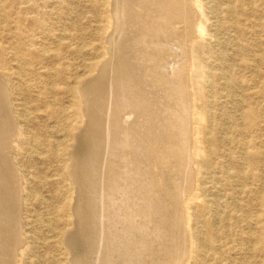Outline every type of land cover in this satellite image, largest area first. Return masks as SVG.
Here are the masks:
<instances>
[{
    "label": "rangeland",
    "instance_id": "obj_1",
    "mask_svg": "<svg viewBox=\"0 0 264 264\" xmlns=\"http://www.w3.org/2000/svg\"><path fill=\"white\" fill-rule=\"evenodd\" d=\"M197 1L200 4V10L195 7L193 8L192 5L188 8L185 7L184 9H189L191 13L187 10H183V14L180 12L178 16L181 14L183 16L181 15L182 17L175 18L172 22V27H169L167 32H170L176 25V27L184 26L188 32L187 34L190 33V38L194 39L191 41L190 45L194 47V51H199L201 55L203 54L202 59L205 61L207 67L210 68L209 71L212 72V80L207 84L208 118L206 117L204 120L203 113L202 111L200 112L204 101L201 87L205 83V77L200 63L196 60V52L193 51L192 56L194 60L192 59L186 64L187 69L185 67L184 74H188L186 75V80H190L191 82L192 91L195 94V102L193 103L194 105L190 104L188 111L187 109H183L182 112L184 113L180 116L184 122L179 118L180 116L178 117L176 115V111L174 110H179V107L186 108L188 105L186 103V105L182 104L183 106L172 104L171 99L163 98L162 96V99H164L163 101L167 99L165 102L162 101L164 105H158L159 100H157L155 103L157 106H155L157 108L166 106V109L169 107L167 113L173 106L171 108L172 110H169V112L174 111L170 113V116H168L169 113L164 114L171 118L173 117L172 115L178 118H166L168 120L165 121V117H163L164 114H162L160 117L162 120L160 119V121L157 119L158 116L156 118V115L154 116L155 118L153 116L151 117L148 124L143 123V120H141L142 122L138 124L140 125L137 128L138 130L136 129L135 132L130 133L126 140H121V142H116V144L112 143L115 151L113 149L112 152L109 153L104 151L106 145L109 144V140L107 139V127L102 128V126L106 125V122L102 121L105 117V111H98L97 117L100 119L96 118V123H100L99 127L102 129L97 126L98 124H95L96 127L91 126V128H89L91 134L93 133V129H95L90 140L78 139L79 135L73 130V124L76 119L74 115L80 110V99L79 96L75 97L69 90L76 86V76H83L84 79H93L96 75L97 78L101 75L97 73L98 65H101L106 60L105 56L107 57L109 47L107 41L108 38H110L109 35L111 36L112 34L113 28L112 24L106 22L108 18L111 19V21L113 20L112 0H0V73L2 72V68L7 71L6 80H8V87L6 85L4 86L6 91L8 90V92H6V94H8L6 103H8V107L11 110L9 113L10 116H12L11 119H14L12 120L13 122H7L9 125L5 127L7 128V130H5L7 133L10 132L14 135L20 132L17 134H20L19 136L14 137L13 135L15 142L12 137V141H10L7 147L3 148L0 146L4 149L2 150L0 148V159L3 160V158L8 157L3 160H6L5 162L7 163L1 162L0 160V173L3 174V177H7L5 180L2 174H0V183H2L3 180H5L6 184L10 185L12 183V186L6 185L8 192L5 194L7 195L9 193V195L6 196L4 194L8 202L9 215L11 216V218L8 216V220L3 225L4 231L7 233L4 237L12 239L11 234L18 233L15 238L17 240L18 238H20L19 240H23V244L21 243L22 245L19 246V249L13 252L16 254L15 258L17 259L14 260L19 263L12 260V264H133L132 262H134V264H147V262H149V264H162V262L164 264H174L176 260L178 262L179 258L175 259V257H178L175 253V249H170V251L174 253L172 257L174 259L171 258L172 254H170L168 258L169 255L164 253V249L170 248V246H168L170 243L163 242H169L164 239L167 234L165 236H163V234L167 233L169 230L172 232L170 231L168 234H172L174 231H177L174 232V235L178 236L180 234V221L178 223L177 219L181 220V218L176 217V214H181V210L178 208L184 209L185 224L188 234L185 236V240L178 239V241H181L178 243L181 245L182 249L186 251L185 254H187L184 255L178 263L175 262L176 264H264V0ZM108 2L109 4H107ZM184 11L186 12L185 15L189 18H185ZM189 15H192V17ZM180 19H182V21L179 22ZM186 19H189L193 26H190V24L187 25V23L184 22ZM199 23L205 29L204 34H199L195 28V25ZM133 33L134 30L132 29L126 31L125 41H127L128 37L132 36ZM192 33L194 34L193 37ZM155 34L157 35L158 32ZM174 37L173 35L172 38ZM126 45L123 49L126 48ZM10 48L13 54L3 53V51ZM126 50H128V48H126ZM204 52H206V55H204ZM14 55H16V57ZM90 66L91 68H89ZM219 67L224 68L225 72H227L226 79L228 80L226 81L228 83L223 80L219 81L213 75L217 72L214 71V69ZM105 73L107 75L103 74L101 76L102 79H104H101L104 87L101 86L99 88V91L103 94L104 91H107L106 83L108 80L106 78H108L107 76L109 75L107 72ZM103 76H105V78ZM178 90L180 91V89ZM178 90L175 95L176 97L178 96V98L175 97L176 100L181 99L183 95H180ZM103 94L101 96L106 97L105 94L107 93L105 92V94ZM173 100L174 99H172V101ZM168 102H170L171 105H169L170 103L167 104ZM99 105H101L100 109L105 107L106 98H103L101 103L99 102L96 104V109H99ZM176 119L180 121V123H177L178 125L175 123L179 122ZM158 122H160V124H158ZM164 122H168L169 124ZM149 123L151 124L149 125ZM15 124H17L18 127ZM153 124H155L154 126L156 129ZM12 125L16 127H12ZM82 125L81 128L86 129L87 126H84V124ZM159 125L161 126L159 127ZM188 125L190 127H188ZM170 126L173 131L175 130L174 128L181 129L184 135H181V132L176 129L177 131L175 132H177V136H168L170 134H168L166 130L167 127L170 128ZM143 127L146 130L142 131V129H144ZM12 128L15 129L14 132H12ZM188 128L189 130H187ZM96 130H98V132ZM158 130H161V134L158 133ZM155 131L158 133V136L157 134L155 135ZM103 133L106 134L104 135ZM98 134L100 135L98 136ZM188 135H190V138ZM104 137H106V139ZM184 138L186 140H184ZM152 140L156 141L153 142ZM103 142L106 143L105 146ZM131 142L132 145H135L132 146ZM151 142H153L154 146ZM184 142L185 144H183ZM155 143L158 145L156 144V146ZM159 143L161 144L159 145ZM148 144H151V146ZM165 144H169L167 145L168 147ZM188 144L191 147L188 146ZM170 145L173 146L171 147ZM146 146L151 148L148 149ZM127 147L130 149L128 150ZM170 147L172 149L175 147L176 150H172ZM6 148H8V151ZM123 148L124 151L122 152ZM159 148H161L160 152L158 150ZM167 148H170V151H167ZM184 148L187 151H185ZM204 149L209 150L207 155L204 153ZM4 151H7L6 154L8 153L9 156H12L9 157ZM180 151L182 152L181 154ZM158 152L160 156H165L163 158L164 162L161 161L162 157L157 155ZM164 152H169V156H173L175 160H173V157L166 158L168 153L165 154ZM125 153L128 155L126 156ZM161 153L164 154L162 155ZM176 153L179 154V156H175ZM105 154L109 156L105 157ZM155 155H157V158ZM191 155L193 157H191ZM202 156L205 157L203 158ZM116 157L120 158L118 159ZM105 158L108 159V161H106ZM130 158H133V161ZM76 159H79L78 163H76ZM137 159L141 161H137ZM183 159H191L189 161L187 160L190 164ZM101 160L106 164L104 162L102 163ZM177 160L180 162L178 163L179 167L175 162ZM171 161L174 163H171ZM129 162L130 165L128 164ZM152 162H154L153 165H151ZM2 163L3 165L5 163L6 166L3 167ZM117 163L121 164L117 165ZM138 163L142 165L140 166ZM143 163H145V165ZM162 163L166 164L163 165L165 168L161 165ZM169 163L174 164L173 167H171ZM75 164H79V166ZM182 164L187 166H183ZM175 165L179 169L178 173L176 171V173L179 174L177 176H175ZM75 166L77 168H75ZM105 166L107 167L105 168ZM155 166L159 169L157 170ZM148 168L154 170V172ZM162 168L164 172H166L165 174L161 172ZM177 168L175 169L178 170ZM104 169L107 170V172H105ZM183 169L185 171H183ZM14 170L15 173L20 174H18L19 177L21 176L20 195L22 196L19 195L21 207L18 208L19 216H15L16 208L14 207H16V199L13 198V195H10V192L12 194L18 187L13 177ZM73 170H75L76 173ZM148 170L150 172H148ZM173 171L174 173H172ZM73 172L74 176L71 175ZM102 172L106 174V176ZM152 173L154 177L156 175L157 179L152 178ZM169 173H172V176L169 177ZM157 174L160 175V178ZM161 174H164V178ZM173 175L178 179L173 177ZM100 176L105 180H101ZM166 176L167 178L169 177L167 181H165ZM123 177H125V180L122 179ZM138 179H141V181ZM175 179H177L178 182L177 180L174 182ZM145 180L149 185L145 183ZM135 181L137 183H135ZM153 181H155V183H153ZM171 181L174 183H170ZM166 182L167 184L169 183V185L165 184ZM158 183L163 186H160ZM180 183L185 184H182V186ZM13 184L15 186H13ZM171 184H177L176 189L174 188L175 186H173V189ZM164 185L169 187L166 186L167 189H165L166 187ZM152 187L157 191L154 192ZM158 187H160L161 190H159ZM170 187L172 188L171 191ZM149 189L152 191L150 192ZM163 189H165L164 192L162 191ZM168 190L170 193H168ZM173 191L175 193L171 194ZM180 191L183 192V194ZM164 193L166 198L163 195ZM176 193L177 196L181 193V196L180 194L178 196L179 199H176ZM169 195L173 196L170 200L173 201L174 206L177 208L172 207V202L170 200L168 201ZM152 196L158 199L156 200ZM182 196L183 198H181ZM161 197L164 199H161ZM141 198H146L144 200L148 202L142 201ZM181 199H183V201ZM175 202H181V204L179 203V205ZM133 203H135V206ZM148 203H150V205ZM124 204L126 206H124ZM160 204L162 206L161 208ZM169 204L172 205L170 206ZM166 205L167 207H172V210L175 209V211L177 210L179 212L176 211V213H174L175 211H172L170 208H168L169 210L167 211V208L164 209ZM147 206L149 207L147 208ZM156 207L159 208L156 210ZM144 208L149 209V212ZM151 211L153 212L151 213ZM161 211H164V213ZM165 211L169 214L168 216L165 214ZM155 212H157V214L153 215ZM171 213L176 216L172 215L169 217ZM148 214L149 216H147ZM151 214L152 217L150 216ZM157 215L158 219L155 217ZM137 216L138 218L140 217V219H138ZM159 217L161 218L159 219ZM172 217L173 219L171 220ZM174 217L176 218L174 219ZM152 218L156 219V221H152ZM162 219H164L165 222ZM169 219L171 220V224L175 220L177 223L173 222L170 227ZM159 220L160 222H158ZM16 221L19 222L20 226L18 225L16 227V224H18ZM156 222L157 225L155 224ZM145 223L148 225L145 226ZM158 223L162 224L163 229L158 228L161 226L160 224L159 226ZM163 224L165 227L167 226L168 231L163 227ZM151 226L154 227L148 228ZM11 227L13 228L12 232L11 229H7ZM118 228H120V230ZM124 229L125 231H123ZM149 229L153 230L151 231ZM158 229L161 231L159 232ZM116 230L118 232H116ZM18 231L22 233L19 234ZM154 231H157V234ZM8 235H10L11 238L8 237ZM180 235L184 236L183 234ZM102 238H104L105 241L102 240ZM119 238H122V240ZM143 239L144 242L148 239L147 242L149 243H144ZM149 239L154 240L150 241ZM155 240L159 241L158 244L162 247L164 244L167 246L164 245L165 248L161 250L162 247L160 246L161 248H159L158 246L157 248L158 244ZM124 242L127 243L125 244ZM99 244L101 245L100 247ZM88 245L90 246L88 247ZM125 245L127 246L125 247ZM135 246L141 249H136ZM147 246L149 249L146 248ZM129 247H131V249ZM153 247H156V250ZM114 248H116V250ZM129 249V252L124 251ZM133 249L135 250L133 251ZM113 251L115 252L114 254L112 253ZM149 251H151V253ZM157 251L159 253H157ZM117 252H120L121 255L118 254V256ZM138 252L139 254H137ZM142 253L145 255H142ZM15 254H11V256ZM164 254L166 257H164ZM139 255L142 257L140 258ZM146 255H148L147 259L145 258ZM158 255L161 256V259ZM122 257L125 258L122 259ZM127 257L128 260L126 259ZM150 257H154L155 260L161 262L158 263L154 261V258L152 260ZM141 260H143V262H141Z\"/></svg>",
    "mask_w": 264,
    "mask_h": 264
},
{
    "label": "bare ground",
    "instance_id": "obj_2",
    "mask_svg": "<svg viewBox=\"0 0 264 264\" xmlns=\"http://www.w3.org/2000/svg\"><path fill=\"white\" fill-rule=\"evenodd\" d=\"M190 2V3H189ZM107 4H109V2L107 3ZM191 5L193 6V8L195 7L196 9H198V10H200V4H199V2L197 1V0H112V9H113V14H112V16H113V20L111 21V19H107V23L108 24H112L113 25V28H112V34H111V36L109 35V37L110 38H108V41H107V44L109 45V47H108V53H107V57L105 56V61L101 64V65H98V71H97V73H100L101 75H99L100 77L99 78H97L96 76L93 78V79H90V78H86V79H84L83 78V76L81 77V76H76V78H75V87H72V88H70V93H72V94H74L75 95V97L76 96H79V99H80V110H79V112L78 113H76L74 116H75V120H74V124H73V130H75L76 131V133H78V139H85V140H87V139H91V135L94 133V130L95 129H93V133L91 134V132H90V129L89 128H91V126H95L96 127V125L95 124H98V123H96L97 122V120H96V118H98L97 117V114L99 113L98 111H100L101 112V110L103 111H105V113H104V115H105V117H104V120H102V121H105V122H103V123H105L106 125L105 126H102V125H100V126H102V128L103 127H107V139L109 140V144L108 145H106V148H104L103 150L104 151H107V152H112V150L114 149V146H113V144L112 143H115L116 144V142H121V140H126V138L128 137V135L130 134V133H132V132H135V130L138 128V126H140V125H138V124H140L142 121L141 120H143V123H146V124H148V122L151 120V117L153 116H155L156 115V118H157V116H158V118L157 119H159V121H160V117L162 116V114H164V113H166V114H168V116H170V113L172 112H169V110L173 107H171L169 110H168V113H167V109L169 108H167L166 109V106L165 107H163V108H160L159 106V108H157L156 106V101L157 100H159V103H158V105H164L163 103H162V101L164 100V99H162V96H163V98H167V99H171V103L173 104H175V105H184L185 103L188 105V106H186V108L185 107H183V108H181V107H179V110H174V111H176V115L179 117L181 114H183L184 112H182L183 111V109L185 110V109H187V111L189 110V107H190V104H193L194 102H195V94L193 93V91H192V86H191V82H190V80H186L187 79V76L186 75H188V74H184V69H185V67H186V64L190 61V60H194V57L192 56L193 55V51H194V47H192V45H190L191 44V41H193L194 39H191L190 38V36H189V34H187L188 32L186 31V28L184 27V26H182V27H173L172 29H171V31L170 32H167V29L169 28V27H172L171 25H173V20L176 18H178V17H182L183 15V10H187L188 12H189V9H184L185 7L186 8H188V7H191ZM191 11V10H190ZM180 12H182V16L180 15V16H178V14L180 13ZM189 13H191V12H189ZM188 13V14H189ZM186 14V12L184 11V15ZM187 14V15H188ZM189 16H191L192 17V15H189ZM195 16V15H194ZM187 16L185 15V18H186ZM190 17V18H191ZM187 18H189V17H187ZM196 18V17H195ZM180 21H182V19H180L179 20V22ZM175 22V21H174ZM177 22V21H176ZM184 22H186L187 23V25L188 24H190V26H193V25H191L192 23H191V21L189 20V19H186V21H184ZM183 22V23H184ZM199 22V21H198ZM193 23H194V21H193ZM196 23V22H195ZM174 24H178V23H174ZM181 25H183V24H181ZM180 25V26H181ZM38 26V25H37ZM41 27V26H40ZM195 28H196V30H197V32L199 33V34H204V32H205V29H204V27L199 23V24H197V25H195ZM129 29H132V30H134V33H133V35L132 36H129L128 37V40L127 41H125V34H126V31H128ZM164 29H165V31H164ZM193 29V28H192ZM191 30V29H190ZM193 31V30H192ZM156 32H158V34L156 35L155 33ZM197 33V34H198ZM155 34V35H154ZM197 34H196V36H197ZM173 35L175 36L174 38H172L173 37ZM193 33H192V37H193ZM194 38H195V36H194ZM128 46H127V45ZM126 45V48H128V50H126V48L125 49H123V47ZM107 49V48H106ZM194 52H196V60L200 63V66H201V68H202V70H203V75H204V77H205V83H204V85L201 87L202 88V95L204 96V101H203V106L201 107V110H200V112L202 111V113H203V116H204V120H205V118L207 117L208 118V108H209V106H208V103H207V99H208V95H207V88H208V83L210 82V80H212V72L211 71H209V67H207V65H206V63H205V61L202 59V56H203V54L201 55V53L199 52V51H194ZM3 53H6V54H13L12 53V49L10 48V49H8V50H5V51H3ZM108 55H109V57H108ZM204 55H206V52H204ZM15 57H16V55H14ZM109 60V61H108ZM159 63H160V65H159ZM97 66V65H96ZM216 67V66H215ZM89 68H91V66L89 67ZM214 68V67H213ZM186 69H187V67H186ZM2 70V72L0 73V101H1V103H0V136L2 137H0L1 138V141H0V146L1 147H3V148H5V147H7L9 144H10V141H12V137H13V133L11 134L10 132H6V130H7V128H5V127H7V125H9L7 122H11L12 120H14L13 118L11 119V117L12 116H10V109H9V107H8V103H6V99H7V95L8 94H6V92H8V90L6 91V89L4 88V86L6 85H8V80H6V74H7V71L4 69V68H2L1 69ZM186 71V70H185ZM214 71H217L216 73H214L213 75L220 81H226V80H228V79H226V73L227 72H225V69L224 68H222V67H219V68H216V69H214ZM105 72H107L109 75L107 76L108 78H106L107 80H108V82L106 83V81H105V83H106V85H107V91H104L103 89H101L102 91H104V94H105V92L107 93V94H105L106 95V97H102L101 95L103 94V93H101V91H99V88L101 87V86H103L102 84H103V82L101 81V79H102V75L103 74H106ZM107 75V74H106ZM104 78H105V76H103ZM97 78V79H96ZM189 78V77H188ZM102 80H104V79H102ZM231 81V80H230ZM227 82V81H226ZM7 83V84H6ZM228 83V82H227ZM74 85V84H73ZM105 85V84H104ZM8 87V86H7ZM104 87V86H103ZM102 87V88H103ZM233 87V86H232ZM178 89H180V91L178 90ZM231 89V88H230ZM179 91L180 92V95L181 94H183L182 95V97H181V99H177L176 100V98H178V96L176 97L175 95H176V91ZM183 92V93H182ZM103 94V95H104ZM178 95V94H177ZM9 97V96H8ZM101 97H102V99L103 98H106V106L105 107H103V108H101L100 109V106L101 105H99L98 107H99V109H96V104H98L99 102L101 103V101H102V99H101ZM176 97V98H175ZM179 98H180V96H179ZM10 99V98H9ZM8 99V100H9ZM101 99V100H100ZM167 99H165V101L167 100ZM172 99H174L173 101H172ZM176 100V101H175ZM182 100H183V102H182ZM10 101V100H9ZM165 101H163V102H165ZM169 101V100H168ZM175 101V102H174ZM104 103V102H103ZM170 102H168L167 104H169ZM171 103L169 104V105H171ZM9 104H11V103H9ZM166 104V103H165ZM185 104V105H186ZM103 105V104H102ZM156 105V106H155ZM182 105V106H183ZM194 105V104H193ZM177 107V106H176ZM12 108V107H11ZM181 108V109H180ZM194 108V107H193ZM172 110V109H171ZM173 111V112H174ZM191 111H192V109H191ZM190 111V112H191ZM193 111H194V109H193ZM172 112V113H173ZM182 112V113H181ZM12 113V112H11ZM187 113V112H186ZM189 113V112H188ZM166 114H164L163 115V117H165V121L166 120H168L169 118H171V117H168ZM175 114V113H174ZM192 114V113H191ZM166 115V116H165ZM172 115V114H171ZM188 115V114H187ZM173 117H174V115H172ZM202 116V115H201ZM172 117V118H173ZM178 117H174V119L175 118H178ZM182 117H183V115H182ZM103 118V117H102ZM101 118V119H102ZM155 118V117H154ZM166 118H168V119H166ZM171 118V119H172ZM179 118H181V116L179 117ZM188 118V117H187ZM16 119V118H15ZM98 119H100V118H98ZM153 119V118H152ZM170 119V120H171ZM174 119H173V121H174ZM182 119V118H181ZM180 119V120H181ZM17 120V119H16ZM162 120V119H161ZM169 120V121H170ZM177 121H179L178 119H176ZM175 120V121H176ZM183 120V119H182ZM189 120V119H188ZM101 121V122H102ZM153 121V120H152ZM158 121V120H157ZM156 121V122H157ZM186 121V120H185ZM13 122V121H12ZM100 122V121H99ZM182 122V121H181ZM183 122H184V120H183ZM187 122V121H186ZM193 122V121H192ZM237 122V121H236ZM17 123V122H16ZM142 123V124H143ZM154 123V122H153ZM164 123H166V122H164ZM168 123V122H167ZM166 123V124H167ZM174 123V122H173ZM173 123H172V125H173ZM176 123V125H178L177 123H180V121L179 122H175ZM174 123V124H175ZM188 123V122H187ZM82 124H84V126H87L86 127V129L85 128H81V126H83ZM100 124V123H99ZM99 124L97 125L98 127H99ZM141 124V125H142ZM151 123H149V125H150ZM158 124H160V122H158ZM169 124V123H168ZM190 124V123H189ZM11 125V124H10ZM16 126H17V124H15ZM15 125H12V127L13 126H15ZM155 124H153V126H154ZM183 125V124H182ZM15 126V127H16ZM144 126H146V125H144ZM152 126V127H153ZM157 126V125H156ZM161 125H159V127H160ZM162 126H163V123H162ZM166 126H168V125H166ZM166 126H165V129H166ZM180 126V125H179ZM178 126V127H179ZM186 126V125H185ZM8 127H10V126H8ZM18 127V126H17ZM151 127V128H152ZM169 127V126H168ZM167 127V130H166V132H168V134H170V135H168V136H177L176 135V133L177 132H175V131H177V130H179L180 132H181V135H184V134H182V130L181 129H177V128H174L175 130L173 131V129H171V126H170V128H168ZM182 127V126H181ZM188 127H190L189 125H188ZM94 128V127H93ZM99 128H101V127H99ZM101 128V129H102ZM144 128V127H143ZM150 128V129H151ZM154 128H155V126H154ZM173 128V127H172ZM6 129V130H5ZM10 129V128H9ZM13 129V130H12ZM11 130H12V132H14V128H12ZM98 129V128H97ZM148 129V128H147ZM156 129V128H155ZM158 129V128H157ZM163 129H164V126H163ZM177 129V130H176ZM183 129V128H182ZM17 130V129H16ZM138 130V129H137ZM144 130H146L145 128L144 129H142V131H144ZM152 130V129H151ZM185 130V129H184ZM187 130H189V128L187 129ZM187 130H186V132H187ZM192 130V129H191ZM10 131V130H9ZM18 131V130H17ZM97 132H98V130H96ZM103 131V130H102ZM154 131V130H153ZM153 131H152V133H153ZM157 131V130H156ZM156 131H155V135L157 134V136H158V133H160V131L158 132V133H156ZM162 131H164V130H162ZM101 132V131H100ZM179 132V133H180ZM183 132H185V131H183ZM18 133H20V132H18ZM17 133V134H18ZM140 133V132H139ZM14 135V137L15 136H19V135ZM104 135L106 134V133H103ZM142 134V133H141ZM143 134H145V135H147L146 133H143ZM150 134V133H149ZM161 134V133H160ZM185 134H187V133H185ZM4 135V136H3ZM100 134H98V136H99ZM132 135V134H131ZM136 135V134H135ZM152 135V134H151ZM154 135V136H155ZM137 136V135H136ZM163 136H164V134H163ZM186 136V135H185ZM190 135H188V137H189ZM13 137V138H14ZM133 137V136H132ZM140 137V136H139ZM138 137V138H139ZM144 137H146V136H144ZM148 137V136H147ZM149 137H150V135H149ZM180 137V136H179ZM102 138V137H101ZM105 139H106V137H104ZM117 138H119V139H117ZM152 138V137H151ZM156 138V137H155ZM164 138V137H163ZM170 138V137H169ZM171 138H173V137H171ZM186 138V137H185ZM184 138V140H186ZM190 138V137H189ZM99 139V138H98ZM148 139V138H147ZM174 139V138H173ZM173 139H172V141H173ZM177 139V138H176ZM15 140V138L13 139V141ZM89 140H88V143H89ZM95 140H97V139H95ZM107 140V141H108ZM133 140V139H132ZM131 140V141H132ZM143 140H145V139H143ZM164 140H166V139H164ZM163 140V141H164ZM139 141V140H138ZM153 142H155L154 140H152ZM171 141V140H170ZM180 141V140H179ZM178 141V142H179ZM188 141V140H187ZM187 141H186V144H187ZM191 141V140H190ZM189 141V142H190ZM205 141V140H204ZM15 142V141H14ZM79 142V141H78ZM104 142H105V140H104ZM103 142V145L105 146V144L106 143H104ZM153 142H151L152 143V145H153ZM161 142H162V140H161ZM165 142H167V141H165ZM164 142V143H165ZM169 142V141H168ZM176 142H177V140H176ZM176 142H175V144H176ZM84 143V142H83ZM86 143V142H85ZM87 143V144H88ZM135 143V142H134ZM138 143V142H137ZM141 143H142V141H141ZM144 143H146V142H144ZM172 143V142H171ZM174 143V142H173ZM182 143V142H181ZM125 144H127V143H125ZM125 144H124V148H125ZM130 144V143H129ZM147 144V143H146ZM157 143H155V145H156ZM161 143H159V145H160ZM170 144V143H169ZM169 144H165L166 146L167 145H169ZM178 144V143H177ZM183 144H185V142L183 143ZM36 145V144H35ZM79 145V144H78ZM121 145V144H120ZM131 145H132V142H131ZM131 145H130V147H131ZM135 145V144H134ZM134 145H132V146H134ZM137 145H140V144H137ZM142 145H143V143H142ZM149 145V144H148ZM158 145V144H157ZM156 145V146H157ZM179 145V144H178ZM177 145V146H178ZM181 145V144H180ZM192 145V144H191ZM39 146V145H38ZM82 146V145H81ZM80 146V147H81ZM84 146H85V144H84ZM84 146H82L83 148H85ZM88 146V145H87ZM119 146V145H118ZM127 146V145H126ZM149 146H151V144L149 145ZM154 146V145H153ZM152 146V147H153ZM155 146V147H156ZM165 146V147H166ZM171 146V145H170ZM173 146V145H172ZM171 146V147H172ZM182 146V145H181ZM188 146H190L189 144H188ZM0 147V148H1ZM10 147V146H9ZM15 147V146H14ZM122 147V146H121ZM138 147V146H137ZM140 147V146H139ZM143 147V146H142ZM147 148H148V146H146ZM168 147V146H167ZM170 147V148H171ZM183 147H184V145H183ZM187 147V146H186ZM191 147V146H190ZM11 148H13V147H11ZM78 148V147H77ZM124 148H123V150H122V152L124 151ZM149 148H151V147H149ZM148 148V149H149ZM163 148V147H162ZM170 148L168 149L167 148V151L169 150L170 151ZM2 149V148H1ZM8 148H6V150H7ZM10 149V148H9ZM127 149H128V147H127ZM130 149V148H129ZM128 149V150H129ZM135 149V148H134ZM142 149V148H141ZM160 149L161 148H159L158 150H159V152H160ZM172 149V148H171ZM173 149H175L176 150V148L174 147ZM172 149V150H173ZM179 149V148H178ZM189 149V148H188ZM2 150H4V149H2ZM13 150V149H12ZM37 150H38V148H37ZM98 150V149H97ZM102 150V151H103ZM133 150V149H132ZM153 150V149H152ZM154 150H157V149H154ZM163 150V149H162ZM174 150V151H175ZM180 150V149H179ZM179 150H177V151H179ZM182 150V149H181ZM184 150H185V148H184ZM8 151V150H7ZM7 151H4L5 152V154H6V152ZM75 151H77V150H75ZM114 151H115V149H114ZM134 151V150H133ZM137 151V150H136ZM151 151V150H150ZM164 151V150H163ZM162 151V152H163ZM185 151H187V150H185ZM184 151V152H185ZM189 151V150H188ZM208 151L209 150H206V149H204V153L207 155V153H208ZM1 152V151H0ZM3 152V153H4ZM36 152H38V151H36ZM142 152V151H141ZM149 152V151H148ZM154 152V151H153ZM158 152V156H160L159 153ZM182 152H183V150H182ZM181 151H180V154L182 153ZM192 152V151H191ZM87 153V152H86ZM106 153V152H105ZM120 153V152H119ZM129 153H131V152H129ZM152 153V152H151ZM150 153V154H151ZM165 153V152H164ZM163 153V154H164ZM166 153H168V155H167V157L166 158H171V157H173V156H169V152H166ZM165 153V154H166ZM172 153H175V152H172ZM8 154V153H7ZM6 154V155H7ZM11 154V153H10ZM121 154V153H120ZM126 154V153H125ZM132 154H133V152H132ZM131 154V155H132ZM154 154V153H153ZM162 154V153H161ZM162 154V155H163ZM171 154V153H170ZM186 154V153H185ZM192 154V153H191ZM2 155V154H1ZM4 155V154H3ZM5 155V156H6ZM99 155H100V153H99ZM111 155V154H110ZM119 155V154H118ZM128 154H126V156H127ZM137 155V154H136ZM157 155H155V157L157 158ZM176 155H178L179 156V154H175V156ZM184 155V154H183ZM188 155H189V152H188ZM4 156V157H5ZM8 156H9V154H8ZM12 156V155H11ZM11 156H9V157H11ZM101 156V155H100ZM104 156V155H103ZM102 156V157H103ZM106 156H109V155H106L105 154V157ZM130 156V155H129ZM139 156V155H138ZM144 156V155H143ZM151 156V155H150ZM150 156H148V157H150ZM152 156H154V155H152ZM190 156V155H189ZM101 157V158H102ZM113 157V156H112ZM160 157H162V160L161 161H163V158L165 157H163V156H160ZM182 157V156H181ZM187 157V156H186ZM191 157H193L192 155H191ZM203 158L205 157V156H202ZM2 158H3V156H2ZM8 158V157H7ZM7 158H3V160L4 159H7ZM109 158V157H108ZM116 158H120V157H116ZM115 158V159H116ZM134 158V157H133ZM133 158H130V159H132V161H133ZM138 158V157H137ZM140 158V157H139ZM143 158V157H142ZM146 158V157H145ZM144 158V159H145ZM151 158V157H150ZM174 158V157H173ZM180 158V157H179ZM11 160H13L12 158H10ZM103 159H104V157H103ZM106 159V158H105ZM123 159V158H122ZM125 159V158H124ZM129 159V160H130ZM148 159V158H147ZM177 159V158H176ZM1 160V162H5V161H3L2 159H0ZM138 160H140V159H137V161ZM154 160V159H153ZM156 160H158V159H156ZM173 160H175V158L173 159ZM180 160V159H179ZM184 160V159H183ZM188 160V159H187ZM187 160H184V161H187ZM189 160H191V159H189ZM188 160V161H189ZM192 160H193V158H192ZM8 161V160H7ZM75 161V160H74ZM76 163H78V161H79V159H76ZM102 161V160H101ZM100 161V162H101ZM106 161H108V159H106ZM128 161V160H127ZM141 161V160H140ZM150 161H151V159H150ZM167 161H168V159H167ZM167 161H166V163H167ZM170 161V160H169ZM187 161V162H188ZM0 162V163H1ZM10 162V161H9ZM104 161H102V163H103ZM114 162V161H113ZM112 162V163H113ZM120 162V161H119ZM131 162V161H130ZM130 162L128 163L129 165H130ZM164 162V161H163ZM173 161H171V163H172ZM176 162V164H177V166H178V163H180V162H178V160L177 161H175ZM192 162V161H191ZM194 162V161H193ZM5 163H7V162H5ZM5 163H4V165H3V163H2V165H3V167L4 166H6L5 165ZM79 163H81V162H79ZM97 163V162H96ZM105 163V162H104ZM109 163H111V162H109ZM108 163V164H109ZM127 163V162H126ZM133 163V162H132ZM145 163H146V161H145ZM145 163H143L144 165H145ZM153 163L154 162H152V164L151 165H153ZM158 163H159V161H158ZM174 163V162H173ZM189 163V162H188ZM10 164V163H9ZM15 164V163H14ZM106 164V163H105ZM119 163H117V165H118ZM121 164V163H120ZM119 164V165H120ZM128 164H127V166H128ZM139 165H140V163H138ZM170 164V163H169ZM190 164V163H189ZM76 166L78 165L79 166V164H75ZM101 165V164H100ZM104 165V164H103ZM115 165H116V163H115ZM142 165V164H141ZM140 165V166H141ZM147 165V164H146ZM149 165V164H148ZM154 165H156V164H154ZM157 165H160V164H157ZM162 166L163 165H166V164H161ZM173 165L174 164H170V166L171 167H173ZM183 165V164H182ZM10 166V165H9ZM13 166V165H12ZM75 166V168H77ZM121 166H123V165H121ZM134 166V165H133ZM161 166V167H162ZM183 166H187V165H183ZM107 166H105V168H106ZM130 167V166H129ZM147 167V166H146ZM152 167V166H151ZM156 167V169H157V166H155ZM158 167H160V166H158ZM164 168H165V166H163ZM170 167V168H171ZM179 167V166H178ZM6 168V167H5ZM13 168H14V166H13ZM109 168V167H108ZM118 168V167H117ZM126 168V167H125ZM135 168V167H134ZM175 168H177L176 167V165H175ZM174 168V170H175V173H176V171H177V173L179 172V169L178 170H176ZM184 168V167H183ZM122 169H123V167H122ZM139 169H141V168H139ZM148 169H150V168H148ZM159 169V168H158ZM157 169V170H158ZM168 169V168H167ZM172 169V168H171ZM185 169V168H184ZM183 169V171H185ZM12 170V169H11ZM10 170V171H11ZM17 170V169H16ZM83 170V169H82ZM102 170H103V167H102ZM105 170V169H104ZM109 170V169H108ZM119 170V169H118ZM146 170V169H145ZM151 170V169H150ZM160 170H161V168H160ZM166 170V169H165ZM188 170V169H187ZM3 171V170H2ZM75 173H76V171L75 170H73ZM117 171V170H116ZM131 171V170H130ZM129 171V172H130ZM134 171V170H133ZM139 171V170H138ZM151 171H153L154 172V170H151ZM168 171V170H167ZM172 171V170H171ZM4 172H5V170H4ZM12 172H13V170H12ZM20 172V171H19ZM74 172L73 173H71V175H73L74 176ZM94 172V171H93ZM105 172H107V170H105ZM109 172V171H108ZM148 172H150L149 170H148ZM161 172H164V170H163V168H162V171ZM160 172V173H161ZM181 172V171H180ZM6 173V172H5ZM103 173V172H102ZM116 173V172H115ZM126 173V172H125ZM134 173V172H133ZM147 173V172H146ZM157 173V172H156ZM166 172H164V174H165ZM168 173V172H167ZM172 173H174V171L172 172ZM172 173H169V177L170 176H172ZM175 174V176H177V175H179V174ZM182 173V172H181ZM0 174H2V173H0ZM9 174V173H8ZM19 174V173H18ZM18 174L17 173H15V170H14V179H15V181H16V184L18 185V187L15 189L14 187V191L12 192V194H11V192H10V195L12 196H14L13 198L14 199H16L15 201V204H16V207H14V208H16V215L15 216H19V210H18V208L20 207V203H19V195H20V192H21V188H20V182H21V180H20V177L18 176ZM104 174V173H103ZM113 174V173H112ZM118 174V173H117ZM129 174H131V173H129ZM135 174V173H134ZM159 174V173H158ZM157 174V176H159V178H160V175H158ZM164 174L162 175L161 174V176H163V178H164ZM171 174V175H170ZM183 174V173H182ZM186 174V173H185ZM189 174V173H188ZM188 174H187V176H188ZM191 174V173H190ZM10 175V174H9ZM11 175H13V174H11ZM20 175V174H19ZM105 176H106V174H104ZM143 175H145V174H143ZM147 175V174H146ZM148 175H149V173H148ZM147 175V176H148ZM184 175V174H183ZM6 176V175H5ZM76 176V175H75ZM103 176V175H102ZM109 176V175H108ZM123 176V175H122ZM140 176V175H139ZM139 176H138V178H139ZM152 176H153V173H152ZM151 176V177H152ZM168 176V175H167ZM167 176H166V180L165 181H167V179L169 178H167ZM174 175H173V177H175ZM182 176V175H181ZM181 176H178L179 178L181 177ZM2 177H3V174H2ZM11 177V176H10ZM12 177V178H13ZM101 177V176H100ZM104 177V176H103ZM130 177V176H129ZM134 177H135V175H134ZM172 177V178H173ZM190 177V176H189ZM3 178H5V177H3ZM104 178H106V177H104ZM117 178H118V176H117ZM116 178V179H117ZM148 178V177H147ZM152 178H155V179H157V177H156V175H155V177L153 176ZM175 178H177V177H175ZM182 178V177H181ZM185 178V177H184ZM1 179V178H0ZM7 179V177L5 178V180ZM103 178L101 177V180H102ZM122 179H124L125 180V177H123ZM134 179V178H133ZM154 179V180H155ZM171 179V178H170ZM174 179V178H173ZM178 179V178H177ZM177 179H175V181L174 182H176V180ZM5 180H1L2 181V183H0V264H12V260L13 261H16L17 259L15 258V256H16V254L15 253H13L14 251H16L17 249H19V246L20 245H22L23 244V240H19L20 238H18V240L15 238L16 237V235L18 234V233H15V234H11L12 235V239H9V238H6V237H4V236H6L5 234H7V233H5L6 231H4L5 229H4V224H5V222L8 220V216H10L9 214H10V211L8 210V202L6 201V197H5V193H7L8 191V189H6V185H9V184H6L5 183ZM105 179H103V181H104ZM123 180V181H124ZM130 180V179H129ZM135 180V179H134ZM133 180V181H134ZM138 180H140L141 181V179H138ZM149 180H151V179H149ZM182 180V179H181ZM185 180H186V178H185ZM190 180V179H189ZM188 180V181H189ZM97 181H98V179H97ZM109 181V180H108ZM114 181V180H113ZM128 181V180H127ZM126 181V182H127ZM157 181V180H156ZM180 181V180H179ZM7 182H8V180H7ZM111 182V181H110ZM130 183H131V181H129ZM144 182V181H143ZM169 182V181H168ZM174 182H170V183H174ZM177 182H178V180H177ZM185 182H187V181H185ZM10 183H11V181H10ZM135 183H137L136 181H135ZM145 183H147L146 182V180H145ZM153 183H155V181H153ZM12 184V183H11ZM10 184V185H11ZM101 184V183H100ZM99 184V185H100ZM114 184H115V182H114ZM131 184H133V183H131ZM148 184V183H147ZM157 184V183H156ZM160 186L162 185V184H160V183H158ZM165 184H167V182L165 183ZM181 185L183 184V183H180ZM180 184H178V185H180ZM185 184V183H184ZM183 184V185H184ZM9 185V186H10ZM23 185V184H22ZM117 185V184H116ZM115 185V186H116ZM126 185V184H125ZM149 185V184H148ZM151 185V184H150ZM154 185V184H153ZM167 185H169V183L167 184ZM166 185V186H167ZM182 185V186H183ZM188 185H189V182H188ZM12 186V185H11ZM13 186H15L14 184H13ZM102 186H103V184H102ZM114 186V185H113ZM127 186V185H126ZM125 186V187H126ZM145 186V185H144ZM163 186V185H162ZM165 186V185H164ZM165 186V187H166ZM173 186H175L174 188L176 189V186H177V184H171V187L173 188ZM100 187V186H99ZM117 187V186H116ZM118 187L120 188V186L118 185ZM122 187V186H121ZM129 187V186H128ZM134 187V186H133ZM142 187V186H141ZM153 187H155V186H153ZM152 187V189L154 190V188ZM167 187H169V186H167ZM167 187L165 188V189H167ZM170 187V191H171V188ZM185 187V186H184ZM184 187H183V189H184ZM186 187H188V186H186ZM190 187V186H189ZM12 188V187H11ZM101 188V187H100ZM99 188V189H100ZM137 188H140V187H137ZM147 188V187H146ZM156 188V187H155ZM159 188V190H161L160 189V187H158ZM162 188V187H161ZM173 188V189H174ZM179 188H180V186H179ZM98 189V190H99ZM102 189V188H101ZM106 189H107V187H106ZM133 189V188H132ZM143 189V188H142ZM157 189V188H156ZM165 189H163L162 191L164 192V190ZM178 189V188H177ZM186 189V188H185ZM189 189V188H188ZM11 190V189H10ZM123 190V189H122ZM138 190V189H137ZM158 190V191H159ZM180 190V189H179ZM179 190H178V192H179ZM182 190V189H181ZM12 191V190H11ZM102 191V190H101ZM100 191V192H101ZM132 191V190H131ZM148 191V190H147ZM149 191L151 192L152 190H150L149 189ZM157 191V190H156ZM155 190H154V192H156ZM174 191H176V190H174ZM172 192L171 194H174L175 192ZM95 192V191H94ZM104 192V191H103ZM117 192V191H116ZM122 192V191H121ZM153 192V193H154ZM161 192V191H160ZM177 192V193H178ZM181 192V191H180ZM183 192H184V190H183ZM183 192H181L182 194H183ZM143 193V192H142ZM148 193V192H147ZM147 193H146V195H147ZM152 193V194H153ZM168 193H170L169 192V190H168ZM177 193H176V199H179L178 198V196H179V194H180V196H181V193H179L178 194V196H177ZM5 194V195H4ZM92 194V193H91ZM96 194V193H95ZM99 194V193H98ZM114 194H116V193H114ZM139 194V193H138ZM138 194H137V196H138ZM159 194V193H158ZM161 194V193H160ZM7 195H9V193L7 194ZM6 195V196H7ZM93 195V194H92ZM101 195H104V194H101ZM100 195V196H101ZM129 195V194H128ZM134 195V194H133ZM139 195H142V194H139ZM156 195V194H155ZM164 196H165V193L163 194ZM20 196H22V195H20ZM99 196V197H100ZM157 196V195H156ZM164 196H162V197H164ZM170 196V195H169ZM103 197V196H102ZM109 197V196H108ZM113 197V196H112ZM112 197H110V198H112ZM123 197V196H122ZM133 197H135V196H133ZM145 197V196H144ZM153 197V196H152ZM155 197V196H154ZM153 197V198H154ZM158 197V196H157ZM161 197V199H164V198H162ZM171 197H173L172 195L170 196V197H168V201L170 200V198ZM101 198V197H100ZM105 198V197H104ZM137 198V197H136ZM165 198H166V196H165ZM175 198V197H174ZM181 198H183V196L181 197ZM137 199H140L139 197L137 198ZM144 199H146V198H144ZM144 199H142L141 198V200L143 201ZM147 199H148V197H147ZM154 199H156V198H154ZM158 199V198H157ZM156 199V200H157ZM9 200H10V198H9ZM134 200V199H133ZM149 200V199H148ZM151 200V199H150ZM182 201H183V199H181ZM180 200V201H181ZM22 201V200H21ZM98 201V200H97ZM100 201V200H99ZM103 201V200H102ZM102 201H101V204H102ZM111 201V200H110ZM117 201V200H116ZM125 201V200H124ZM138 201V200H137ZM145 201V200H144ZM161 201V200H160ZM160 201H158V202H160ZM166 201H167V199H166ZM165 201V202H166ZM171 201V200H170ZM175 201V200H174ZM177 201V200H176ZM12 202V201H11ZM10 202V203H11ZM79 202V201H78ZM114 202V201H113ZM146 203L148 202V201H145ZM144 202V203H145ZM162 203H164L163 201H161ZM172 202V204H173V201H171ZM22 203V202H21ZM124 203V202H123ZM131 203H132V201H131ZM175 203H177V202H175ZM181 204V202H178L177 204ZM91 204V203H90ZM104 204V203H103ZM106 204V203H105ZM109 204V203H108ZM134 204V206H135V203H133ZM132 204V205H133ZM143 204V203H142ZM149 205H150V203H148ZM159 204V203H158ZM157 204V205H158ZM166 204H167V202H166ZM172 204H169L170 206L172 205ZM176 204V205H177ZM179 204V205H180ZM97 205V204H96ZM152 205V204H151ZM154 205H156V204H154ZM164 205V204H163ZM168 205V206H169ZM118 206V205H117ZM123 206V205H122ZM124 206H126L125 204H124ZM137 206V205H136ZM143 206V205H142ZM145 206V205H144ZM159 206V205H158ZM178 206V205H177ZM99 207V206H98ZM103 207V206H102ZM119 207V206H118ZM146 207V206H145ZM149 206H147V208H148ZM151 207V206H150ZM152 207H154V206H152ZM162 206H161V204H160V208H161ZM172 207H176V206H174V204L172 205ZM172 207H167V205H166V207H164V209H166L167 211L169 210L168 208H172ZM21 208V207H20ZM75 208V207H74ZM95 208V207H94ZM135 208V207H134ZM140 208V207H139ZM143 208V207H142ZM141 208V209H142ZM147 208H144L145 210L147 209ZM159 208V207H158ZM157 207H156V210L158 209ZM177 208V207H176ZM93 209V208H92ZM99 209H100V207H99ZM102 209V208H101ZM130 209V208H129ZM136 209V208H135ZM151 209H153V208H151ZM155 209V208H154ZM163 209V210H164ZM178 209H180L181 210V214H176V215H173L172 213L170 214V216L169 217H171L172 215L173 216H176V217H178V218H181V220L180 219H177L178 220V223H179V221H180V228L179 229H181V231H180V234H183L184 236H182V235H174V232H177V231H174L172 234H168V232H170L171 230H167V226L165 227L164 226V224H163V227H165L166 228V230L168 231L167 233H165V234H163V236H165L166 234V236H165V238L164 239H166V240H168L169 242H166V241H163L164 243H170V244H168V246H170V248L168 247V248H166V249H164L165 248V246H167V245H165L164 243H162V244H164L163 245V247L160 245V244H158V242L159 241H156L157 242V248H158V246H159V248H161V250H165L164 251V253L166 254V255H169L168 256V258L170 257V254H172V256H171V258L173 257V252L172 251H170V249H175V253L177 254V256L178 257H175V259L176 258H179V260H181V258L184 256V255H186L185 254V252L186 251H184L183 249H182V247H181V245L179 244L181 241H178V239H182V240H185V236L188 234V231H187V227H186V224H185V214H184V209L182 208H178ZM106 210V209H105ZM134 210V209H133ZM133 210H132V212H133ZM148 210V212H149V209H147ZM156 210H154V211H156ZM159 210H162V209H159ZM172 210V209H171ZM174 211H175V209H173ZM172 210V211H173ZM9 211V212H8ZM101 211V210H100ZM123 211V210H122ZM141 211V210H140ZM143 211V210H142ZM177 211V210H176ZM176 211L174 212V213H176ZM182 211H183V213H182ZM89 212V211H88ZM102 212V211H101ZM105 212V211H104ZM112 212V211H111ZM124 212V211H123ZM122 212V213H123ZM128 212H130V211H128ZM137 212V211H136ZM139 212V211H138ZM145 212V211H144ZM143 212V213H144ZM153 211H151V213H152ZM162 213H164V211H161ZM160 212V213H161ZM166 212V211H165ZM177 212H179V211H177ZM15 213V212H14ZM99 213V212H98ZM139 213H141V212H139ZM147 213V212H146ZM159 213V212H158ZM170 213V212H169ZM120 214V213H119ZM125 214V213H124ZM132 214V213H131ZM145 214V213H144ZM150 214V213H149ZM149 214L147 215V216H149ZM154 214H157V212H155V213H153V215ZM165 214H167V212L165 213ZM101 215V214H100ZM103 215V214H102ZM126 215V214H125ZM141 215H143V214H141ZM159 215V214H158ZM158 215L157 216H155V217H157V219H158ZM161 215V214H160ZM164 215V214H163ZM169 214H167V216H168ZM121 216H123V215H121ZM128 216V215H127ZM130 216V215H129ZM144 216V215H143ZM151 217H152V214L150 215ZM166 216V218H167V220H168V217ZM5 217H7V218H5ZM104 217V216H103ZM111 217V216H110ZM125 217V216H124ZM123 217V218H124ZM132 217V216H131ZM136 217V216H135ZM145 217H146V215H145ZM176 217H174V219L176 218ZM10 218H11V216H10ZM13 218V217H12ZM100 218H102V217H100ZM137 218H138V216H137ZM150 218V217H149ZM161 217H159V219H160ZM116 219V218H115ZM119 219V218H118ZM127 219V218H126ZM138 219H140V217L138 218ZM164 219H165V216H164ZM164 219H162V220H164ZM173 219V217L171 218V220ZM102 220V219H101ZM109 220V219H108ZM112 220V219H111ZM135 220V219H134ZM142 220H143V217H142ZM156 221V219H153L152 218V221ZM167 220H166V222H167ZM171 220L169 219V221H170V227H171V225L173 224V222H176V220L175 221H173L172 222V224H171ZM10 221V220H9ZM81 221V220H80ZM122 221H124V220H122ZM148 221V220H147ZM146 221V222H147ZM151 221V220H150ZM16 222H18V221H16ZM93 222V221H92ZM129 222V221H128ZM138 222V221H137ZM158 222H160V220L158 221ZM163 222V221H162ZM164 222H165V220H164ZM163 222V223H164ZM8 223V222H7ZM7 223H6V225H7ZM101 223V222H100ZM105 223V222H104ZM127 223V222H126ZM134 223V222H133ZM143 223H144V221H143ZM150 223V222H149ZM177 223V222H176ZM10 224V223H9ZM14 224H16V223H14ZM81 224V223H80ZM97 224V223H96ZM109 224V223H108ZM130 224V223H129ZM151 224V223H150ZM154 224V223H153ZM156 225H157V222L155 223ZM161 226H160V225ZM166 224V223H165ZM175 224V223H174ZM178 224V225H179ZM19 225V222H18V224H16V227ZM101 226H103L102 224H100ZM140 225V224H139ZM141 225H142V223H141ZM146 225H148L147 223H145V226ZM158 225L160 226V227H158V228H162V224L161 223H158ZM168 225V224H167ZM8 226V225H7ZM10 226V225H9ZM20 226V225H19ZM101 226H99V227H101ZM106 226V225H105ZM111 226V225H110ZM122 226V225H121ZM175 226V225H174ZM80 227H82V226H80ZM85 227V226H84ZM125 227H127V226H125ZM154 227V226H153ZM152 226L151 227H148V228H153ZM156 227V226H155ZM177 227H179V226H177ZM177 227H175V228H177ZM13 228H14V226H13ZM12 227L11 228H7V229H11V232H12V229H13ZM19 228V227H18ZM128 228V227H127ZM142 228V227H141ZM111 229V228H110ZM119 230H120V228H118ZM129 229V228H128ZM132 229H133V226H132ZM135 229V228H134ZM138 229V228H137ZM163 229V228H162ZM168 229H169V227H168ZM17 230V229H16ZM20 230V229H19ZM101 230V229H100ZM104 230H105V228H104ZM141 230V229H140ZM149 230H151V229H149ZM153 230V229H152ZM151 230V231H152ZM155 230V229H154ZM156 230H157V228H156ZM173 230V229H172ZM175 230V229H174ZM178 230V229H177ZM92 231V230H91ZM102 231H103V229H102ZM102 231H101V234H102ZM113 231H115V230H113ZM123 231H125V229L123 230ZM134 231V230H133ZM138 231V230H137ZM142 231V230H141ZM158 231H159V229H158ZM161 231V230H160ZM159 231V232H160ZM165 231V230H164ZM163 231V232H164ZM19 232V231H18ZM116 232H118L117 230H116ZM155 233L157 232V231H154ZM172 232V231H171ZM179 232V231H178ZM252 232V231H251ZM10 233V232H9ZM8 233V234H9ZM20 233H22V232H19V234ZM78 233V232H77ZM81 233V232H80ZM113 233V232H112ZM126 233V232H125ZM124 233V234H125ZM131 233H132V231H131ZM147 233V232H146ZM150 233V232H149ZM153 233V232H152ZM88 234V233H87ZM90 234V233H89ZM100 234V235H101ZM107 234V233H106ZM127 234V233H126ZM129 234V233H128ZM133 235H134V233H132ZM139 234H141V233H139ZM144 234V233H143ZM157 234V233H156ZM159 234H161V233H159ZM108 235V234H107ZM148 235H150V234H148ZM147 235V236H148ZM152 235H154V234H152ZM137 236V235H136ZM135 236V237H136ZM139 236H141V235H139ZM144 236V235H143ZM142 236V237H143ZM151 236V235H150ZM157 236V235H156ZM162 236V235H161ZM177 236V237H176ZM8 237H10V235H8ZM77 237V236H76ZM99 237H102V236H99ZM107 237V236H106ZM110 237V236H109ZM117 237V236H116ZM128 237V236H127ZM127 237H126V239H127ZM133 237V236H132ZM141 237V238H142ZM145 237V236H144ZM11 238V237H10ZM13 238H15V239H13ZM69 238V237H68ZM115 238V237H114ZM130 238V237H129ZM145 238H147V237H145ZM151 238V237H150ZM162 238V237H161ZM100 239V238H99ZM111 239V238H110ZM117 239H118V237H117ZM119 239H121L122 240V238H119ZM133 239V238H132ZM154 239H157V238H154ZM153 239V240H154ZM159 239H160V237H159ZM102 240H104V238H102ZM148 240V239H147ZM147 240H145V242H147ZM150 240V239H149ZM153 240H150V241H153ZM162 240V239H161ZM105 241V240H104ZM110 241V240H109ZM117 241V240H116ZM133 241V240H132ZM135 241L137 242V240L135 239ZM138 241H140V240H138ZM141 241H142V239H141ZM140 241V242H141ZM154 241V242H155ZM25 242V241H24ZM71 242V241H70ZM107 242V241H106ZM111 242V241H110ZM121 242H123V241H121ZM128 242V241H127ZM126 242V243H127ZM136 242H135V244H136ZM143 242H144V239H143ZM144 242V243H145ZM162 242V241H161ZM160 242V243H161ZM179 242V243H178ZM183 242V241H182ZM22 243V244H21ZM98 243V242H97ZM100 243H101V241H100ZM125 243V242H124ZM125 243V244H126ZM132 243H134V242H132ZM142 243V242H141ZM144 243H142V244H144ZM149 242H147V244H148ZM26 244V243H25ZM105 244H107V243H105ZM104 244V245H105ZM114 244V243H113ZM112 244V245H113ZM118 244V243H117ZM130 244V243H129ZM138 244V243H137ZM140 244V243H139ZM152 244V243H151ZM179 244V245H178ZM145 245V244H144ZM90 245H88V247H89ZM101 245L99 244V247H100ZM107 246H110V245H107ZM127 245H125V247H126ZM143 246V245H142ZM146 246V245H145ZM150 246V245H149ZM154 246V245H153ZM161 246V247H160ZM119 247V246H118ZM132 247V246H131ZM131 247H129L130 249H131ZM134 247V246H133ZM91 248V247H90ZM95 248V247H94ZM122 248H123V246H122ZM135 248H136V246H135ZM138 248V247H137ZM136 248V249H137ZM146 248H148V246L146 247ZM153 248H155V250H156V247H153ZM184 248H185V246H184ZM24 249V248H23ZM99 249V248H98ZM109 249V248H108ZM115 250H116V248H114ZM130 249L129 250H124V251H130ZM138 249H141V248H138ZM149 249V248H148ZM148 249H146V250H148ZM21 250V249H20ZM94 250H96V249H94ZM103 250V249H102ZM101 250V251H102ZM135 249H133V251H134ZM154 250V251H155ZM120 251V250H119ZM132 251V252H133ZM142 251V250H141ZM144 251V250H143ZM153 251V250H152ZM160 251V250H159ZM92 252V251H91ZM95 252V251H94ZM109 252V251H108ZM139 252H140V250H139ZM139 252L137 253V254H139ZM150 253H151V251H149ZM106 253H107V251H106ZM113 254L115 253L114 251L112 252ZM123 253V252H122ZM131 253V252H130ZM135 253V252H134ZM141 253V252H140ZM145 253V252H144ZM144 253H142V255L144 254ZM157 253H159L158 251H157ZM11 254H15L14 256H11ZM103 254H104V252H103ZM118 254H120V252L118 253L117 252V255ZM131 254H133V253H131ZM146 254H147V252H146ZM149 254V253H148ZM164 254V255H165ZM17 255H19V254H17ZM91 255V254H90ZM97 255H98V253H97ZM96 255V256H97ZM106 255V254H105ZM111 255V254H110ZM121 255V254H120ZM145 255V254H144ZM155 255V254H154ZM153 255V256H154ZM163 255V256H164ZM166 255L164 256V257H166ZM107 256V255H106ZM119 256V255H118ZM125 256H126V254H125ZM135 256V255H134ZM138 256V255H137ZM149 256H151V255H149ZM156 256V255H155ZM160 255H158V257H159ZM175 256V255H174ZM14 257V258H13ZM19 257V256H18ZM74 257V256H73ZM108 257H109V255H108ZM139 257H140V255H139ZM142 257V256H141ZM140 257V258H141ZM145 257V256H144ZM20 258V257H19ZM97 258V257H96ZM104 258H105V256H104ZM103 258V259H104ZM110 258V257H109ZM113 258V257H112ZM115 258H116V256H115ZM117 258H119V257H117ZM125 258V257H124ZM123 257H122V259H124ZM134 258V257H133ZM146 259L148 258V255H146V257H145ZM144 258V259H145ZM151 258V257H150ZM154 258V257H153ZM153 258H151L152 260H153ZM157 258V257H156ZM14 259H16V260H14ZM77 259V258H76ZM79 259V258H78ZM111 259V258H110ZM122 259H120V260H122ZM127 260H128V257L126 258ZM126 259H125V262H126ZM130 259H132V258H130ZM135 259H136V257H135ZM143 259V258H142ZM143 259V260H144ZM145 259V260H146ZM160 259H161V256H160ZM163 259V258H162ZM167 259V258H166ZM172 259H174V258H172ZM171 259V260H172ZM115 260V259H114ZM119 260V261H120ZM143 260H141V262H143ZM149 260V259H148ZM165 260V259H164ZM179 260H178V262H179ZM79 261V260H78ZM100 261V260H99ZM132 261H134V260H132ZM149 261H151V260H149ZM154 261H157V260H155V258H154ZM174 261V260H173ZM104 262V261H103ZM124 262V261H123ZM138 262V261H137ZM158 263L159 262H161V261H157ZM175 262H177V260L175 261ZM174 262V264H176ZM177 262V263H178ZM14 263V262H13ZM16 263H19V262H17L16 261ZM98 263V262H97ZM102 263V262H101ZM105 263H106V261H105ZM133 264H134V262H132ZM136 263V262H135ZM145 263V262H144ZM90 264V263H89ZM96 264V263H95ZM113 264V263H112ZM118 264V263H117ZM120 264V263H119ZM124 264V263H123ZM140 264V263H139ZM141 264H143V263H141ZM147 264H149V262H147ZM157 264V263H156ZM162 264H164L163 262H162Z\"/></svg>",
    "mask_w": 264,
    "mask_h": 264
}]
</instances>
